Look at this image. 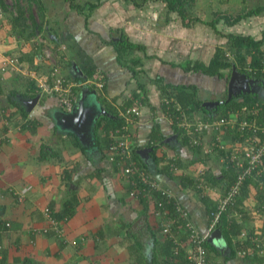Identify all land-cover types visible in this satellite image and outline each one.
<instances>
[{"label": "crops", "instance_id": "1", "mask_svg": "<svg viewBox=\"0 0 264 264\" xmlns=\"http://www.w3.org/2000/svg\"><path fill=\"white\" fill-rule=\"evenodd\" d=\"M161 4L160 11L163 12L164 3ZM261 6H264V0H194L187 5V9L190 15L203 21L223 15L232 18L238 15L246 17L229 26L220 20L217 27L221 25L222 32L217 33L199 22L185 26L174 13L168 18L167 29L163 30L161 29L165 25L152 27L145 22L144 17L136 16L128 20L131 22L127 28L113 37V30L104 28L106 19L109 18L98 10L91 18L86 16V13L69 10L67 4L69 17L64 18L59 26L51 31L49 25L50 30L47 31L45 16L41 17L40 21L34 19L35 23L40 25V30L36 31L37 36L26 37L14 31L9 16H6V11L2 9L0 209L3 213L0 215V221L8 228L5 230L0 227V264H161L163 254L162 247L159 246L165 241V234L158 230L156 245L155 240L150 239L144 241L142 246L140 245L141 248L127 237L126 230L131 227L129 225L146 230V225L142 228L139 226L145 206L140 198L129 195L128 182L119 167L108 160L109 151L105 143L101 144L104 153H100L95 146L94 131L97 119L105 114L109 107L116 109L121 121L107 129V144L110 145L112 138L109 134H118L119 127L124 124V119L120 116L121 111L140 104V114L135 118L129 117V122L132 123L129 124L131 126L128 130V143L132 149H150L149 142L156 144L155 154L163 158L155 166L152 160L147 161L152 165L149 167L150 171L163 187L176 188L173 189L175 196L187 211L190 221L200 233H205L211 220L210 212L215 209L227 188L226 181L221 180L223 176L220 174L228 168L222 164L223 154L210 147L213 143V133L209 124L205 136H195L202 144L199 155H193L187 145L178 143L179 140L166 142L167 138L176 134L171 129L172 118L165 110L168 93L163 97L160 86L169 84L171 86L168 88L172 90L177 84L195 85L198 90L196 98L202 102L204 108H212L211 105L206 106V102L220 104L222 98L227 95L230 75L226 78L209 77L201 72H193L187 67L182 68L192 65L190 47L197 43L196 45L205 47L207 51H210L207 48L216 50L218 47L228 51L225 33L252 35L255 40L261 39L264 34V10L258 15L245 14ZM133 22L141 23L138 24L140 27L137 28L135 37L134 33L133 36L130 34ZM204 27L211 31H205ZM228 27H231L230 30ZM235 28H238V31ZM121 33L129 40L143 45V51L137 49L142 55L134 54L133 57L122 60L120 54L124 50L121 51L116 44ZM38 36L45 40L44 43L38 42ZM60 45L65 46L62 51L64 57L59 62L61 74L69 80L88 82L84 86L75 87L73 107L75 100L80 98L82 89L87 87L94 91L101 109L104 110L94 117L95 121L88 136L81 134L79 128H65L63 124L69 119L65 117L62 121L58 118L57 98L40 92L38 86V80H43L50 68V63L43 54L44 47ZM7 58H16L19 62L18 69L1 70L3 61ZM151 59L156 63L149 62ZM98 74L101 76L102 87L96 91L90 79L97 80ZM263 88L262 85L258 89L259 94L263 93L262 97ZM255 90L257 92V87H252L251 91ZM135 94L137 96H134ZM33 98H36V101L30 103ZM202 114L203 110L200 108L196 117ZM107 115L110 114L107 112ZM155 123L158 128L156 132L151 133ZM104 130L99 127L97 131L102 139ZM221 139L226 142L229 136H221ZM46 146L52 148L56 154H50ZM171 155L182 165V168L175 167L177 174L188 175L197 182L196 188L182 184L177 188L175 180H169L157 172L160 164L164 165L165 161L167 163L172 160ZM219 161L223 166L219 165ZM209 162H217L218 167L211 166ZM204 172L211 173L212 176L217 175V183L205 182ZM179 181L177 178L176 183L179 184ZM200 182L203 184L201 187L198 186ZM247 188L250 190L248 197L242 202L250 216H243L238 206L229 209L224 220V226L229 230L233 220L236 226L240 225L238 238L240 237L241 241L245 240L244 236L248 230L258 232L264 226V215L254 216L255 212L252 213V210L256 209L249 206L251 199L252 202H257L256 188L251 183ZM19 194H22V199ZM46 208L50 209L49 215L45 213ZM149 208L148 226L156 229L161 221L154 216L150 206ZM71 210L73 212L69 213ZM235 239L236 237L233 241ZM180 242L181 240L178 241V247L183 252V262L189 264L187 256L190 254V243L187 240L179 244ZM211 243L219 248L218 250L225 251L209 253L207 264H260L259 261L264 257L261 242L258 243L257 251L249 249L251 254L253 252L249 257L243 254L242 247L236 248L232 255L222 231L221 239ZM154 246L158 247L157 251H154ZM176 248L174 247V251Z\"/></svg>", "mask_w": 264, "mask_h": 264}, {"label": "trees", "instance_id": "2", "mask_svg": "<svg viewBox=\"0 0 264 264\" xmlns=\"http://www.w3.org/2000/svg\"><path fill=\"white\" fill-rule=\"evenodd\" d=\"M18 0H14L16 13L14 15L9 16L10 23L12 24V27L14 31H16L18 34H21L22 36L30 37L31 35H36V31L40 30V25L36 24L33 18L32 13H28L27 17H25L24 10L19 7ZM74 0H64V2H67L69 4V9H75L77 12L84 13L83 9L85 7L84 3H74ZM131 1V0H130ZM154 1V0H132V3H134L137 7H142L144 4ZM164 3V10L163 12L166 15L165 21H168V18L171 17V14L174 13L177 18L180 19V23L185 26H190V24L199 22L202 24L207 25L211 29L215 30L217 33L222 32V30L217 29V24L220 20H222L226 25H233L241 21L246 16L238 15L235 18L228 17V16H222V17H215L212 20L209 21H203L197 16L190 15L187 5L190 3H193L194 0H159ZM28 4L31 5L32 3L40 4L43 0H27ZM101 0H96L95 2L88 3L90 6V9L97 8L101 4ZM87 4V3H86ZM0 7L8 11V4L5 3L4 0H0ZM41 8V7H40ZM44 8V7H43ZM42 8V9H43ZM261 10H264V6L258 7L251 12H246L245 14L252 15L256 14L258 15ZM11 13V12H9ZM40 16L43 18L42 11L40 12ZM27 21H30L31 24H26ZM37 25V26H36ZM32 26V27H31ZM30 29V30H29ZM227 39V49L232 54V59H229L225 55V51L221 48H216L213 56L208 61V63H204L202 61H195L193 65L186 66L189 70H192L193 72H201L204 75H208L209 77L216 76L218 78H222L225 76H228L231 73L232 66H235L236 70L243 74L246 77L252 78L258 83L262 84L264 86V71L262 70L263 65V59H264V34L262 35V38L259 40H255L252 35H241V34H235V33H225L224 34ZM37 36V35H36ZM35 36V37H36ZM116 44L118 45V48L123 50H144L143 45L139 43H135L129 38L121 33L118 36V40L116 41ZM43 45V44H42ZM252 51V53H251ZM64 56V55H63ZM249 68V69H248ZM185 69V68H184ZM157 84H159L157 82ZM160 85V84H159ZM171 85L169 84H161L160 90L163 92V97L167 96L168 93V99H171L170 107H167L165 110L168 111L172 118L171 126L173 129V133L176 134V140L180 145H187L191 151H193V155H199L201 153V145L199 142V139L195 138V136H205L207 134V127H203L201 130H198L196 128V125L198 123L203 124H210L211 133H213L212 138V144L210 145L211 148L216 149L219 153L222 155V164H224V167L226 166L228 169L225 168V170H222L220 175L222 179H225L226 181V189H228L229 185L235 180L236 173L234 170V166L232 163L229 162L227 159L228 154V147L230 144H232L233 141L240 139L239 136V122L242 120V118L247 117V120H250L253 123L254 127H257V131L254 133L251 130H248V133L258 140H262L264 138V97H262V94H259L258 92L254 93H241L236 95L235 97H232L229 101H223L220 102L217 106L212 107L211 109L204 108L202 106V102L196 98V95H198L197 86L195 85H185V84H177L175 85L172 90L168 88ZM264 89V88H263ZM76 90V88L74 89ZM170 90V91H169ZM134 96H137L136 94ZM166 105V104H165ZM136 106V105H132ZM200 108L203 110L202 116L196 117L198 115V110L200 111ZM258 109V110H257ZM248 110H257V113L253 114H247ZM107 112L113 116L107 115ZM235 114V118L231 115ZM107 115V116H106ZM230 118V119H229ZM220 119H225L226 121L220 125L219 127L216 126V124L219 122ZM120 118L116 114V109H113L112 107H109L106 110L105 114H102L97 119L96 127H95V146H97L98 151L100 153L103 152V147L101 146L102 143H105V147L107 148V151H109V144L108 143V137H107V129L112 128L119 124ZM102 127L104 130V139L100 137V135L97 133L98 128ZM158 125L155 123L152 127V132H156ZM225 134V135H224ZM221 136L228 137V141H221ZM152 141V139H151ZM163 142V140H162ZM205 142V141H203ZM170 143V142H169ZM224 144L225 146L220 147V144ZM155 146L156 144H153L152 142L148 143V147H150L149 157L148 160H145V158H142V156L139 153V150H141L139 147L132 149V154L134 159L136 160V163L140 165V167L144 170L151 169L149 168L150 165L147 161L152 160L154 166L162 161V156L158 157L155 154ZM45 147V146H44ZM225 147V148H224ZM47 150L50 152V154H56L52 148L49 146H46ZM214 151H212L213 153ZM115 159H118V156H115ZM170 161V162H169ZM151 162V161H149ZM176 161L168 160L167 163L165 161L164 165H159V169H157V172L162 173L166 178L169 180H175L176 187L180 188L179 185H187L192 186L193 188L197 187V182H194L192 178H190L186 174L179 175L177 174L176 168H182V165L176 162L174 165H171ZM115 164V163H114ZM153 166V167H154ZM117 167V165H116ZM176 167V168H175ZM120 169V168H119ZM205 173V172H204ZM217 176V175H216ZM216 176H212L211 173H205L204 174V181L210 182L211 184H216ZM179 178V184L176 183V179ZM252 184L254 188H256V195L255 199L259 203V205L256 207V211L253 209L252 211L255 212V215H264V158L258 164V166L253 170L252 175L250 177H246L245 180L242 183L240 194L235 198L234 200V207L239 208V212L243 216L249 217L250 213L246 210V208L243 206L244 203L242 202L244 199H247L249 194V188L248 184ZM181 185V186H182ZM128 191L131 189V185L128 183ZM176 189V188H172ZM174 191V190H173ZM152 197L159 198L160 192L151 191ZM142 204L145 206L144 211L141 213V217L139 220V226L142 228L143 225H146V230L140 229L137 226L134 227V225L128 228L127 231V237L131 238L132 241H134V244L141 248L142 243L144 241H149L150 239L155 240L154 244L156 245L157 237H158V230L160 231L162 226L159 224L156 229H152L149 227V201H146L145 197L139 196ZM241 205V206H240ZM151 207V206H150ZM183 207V206H182ZM168 212L170 217L174 218L173 223L170 225V231L169 233H166V239L165 241H162V244L159 247H162L161 252L163 254L161 264H187L186 262H183L182 254L183 252L178 247L177 241H186L189 239V229L186 226V221L188 218H183L180 212H177L176 209L173 207L172 204L167 205ZM184 208V207H183ZM152 210V208H151ZM213 210V209H212ZM211 210V211H212ZM2 209H0V215L3 213L1 212ZM260 211V213H258ZM73 212L71 210L69 213ZM252 212V213H254ZM251 213V214H252ZM227 216V212H223L220 216V219L216 226H220L222 229L223 237L225 241L227 242V246L230 249L231 254L233 255L235 253L236 248L244 249V254L249 257V255H252L254 251H257L258 249V243L261 242L260 239H257V241L254 239L255 236H257L256 231H250L248 230L247 235L244 236V241H241L240 237L238 238V234H240V225L236 226L234 220L232 222L233 225H231L229 229H227L224 226V220ZM263 225H264V220ZM2 221H0L1 223ZM0 227H4L6 230L8 226L4 225L2 222L0 224ZM6 226V227H5ZM142 230V231H141ZM141 231V232H140ZM140 232V233H139ZM260 232L264 233V226L262 229H260ZM236 237V239L233 241V238ZM133 244V243H132ZM141 245V246H140ZM203 245L206 248V256L211 252H223L224 249L218 250L219 248H216L211 242L208 241V239H205L203 241ZM174 247H177L174 251ZM158 248V247H157ZM156 246H154V251H157ZM249 249L253 250L252 254L249 252ZM228 250V249H227ZM225 251V250H224ZM154 253V252H153ZM257 253V252H256ZM157 254V253H155ZM154 254V255H155ZM26 263L28 261H25ZM260 264H264V257L259 261ZM160 264V263H159ZM206 264H207V257H206Z\"/></svg>", "mask_w": 264, "mask_h": 264}, {"label": "built area", "instance_id": "3", "mask_svg": "<svg viewBox=\"0 0 264 264\" xmlns=\"http://www.w3.org/2000/svg\"><path fill=\"white\" fill-rule=\"evenodd\" d=\"M0 12H2L1 7ZM44 41L45 40L43 38L38 36V42L44 43ZM64 50V45L58 46L55 50L50 47H44L43 54L49 61L50 68L47 76H45L43 80H38V86L40 92L54 95L57 98V105L59 109L69 112L73 108L74 88L77 86H84L85 83L88 82L69 80L61 74L59 62L64 57L62 52ZM225 55L229 59H232V54L229 51H225ZM262 61V70L264 71V59ZM18 63L19 62H17L16 58H7L3 61L1 70L6 71L7 69H18ZM100 77V74H98L97 80L94 81L90 79V82L96 91H99L102 87ZM170 101L171 99L165 100L166 107H169ZM139 105L124 108L121 111L120 116L124 119V124L119 127L118 134H109L112 138V142L109 146V154L107 155V158L110 162L113 164L115 163V165L120 168L121 173L131 185V189L128 191L129 195L135 198H138L139 196L145 197L146 201H149L154 216L161 221V232L164 234L169 233L170 225L174 221V218L169 215L167 208L168 204H172L176 211L180 212L183 218H188L186 226L190 231L189 239H187L190 243V254L187 256V259L189 264H206L207 251L203 245V241L207 239L211 232L217 227L216 225L221 214L234 207V200L240 194L243 181L246 177H250V175H252L253 170L264 158V138L262 140H259L258 138L256 141V139L248 133L247 129L255 133L257 131V127H254L253 123L250 120H247V117L242 118L239 122V136L241 138L227 146L230 149L227 159L234 166L236 178L231 185H229L228 189L225 190L224 194H222L223 196L218 200L215 205V209L210 212L211 220L205 233H200V231H198V229L190 221L187 211L182 207L180 200L175 196L174 191L170 187H163L150 169H142L133 157L132 147L128 143V140L130 139L128 130H130L131 126L129 124L132 123L129 122V117L133 116V118H135L140 114ZM257 110H248L247 114H255L257 113ZM231 116L234 118L236 117L235 114H232ZM225 121V119H220L216 126L219 127ZM209 125L198 123L196 128L201 130L203 127H207ZM223 146L225 145H222L221 143L220 147ZM115 156H118V159H115ZM170 158L172 159V162L176 160L173 155H171ZM175 163L176 162L171 165H174ZM202 185L203 184L200 182L198 186L201 187ZM152 190L160 192L161 196L159 198L152 197ZM19 196L20 199H22V194H19ZM45 213L49 215L50 209L46 208ZM256 233L257 236H255L254 239L256 241L257 239H260L262 243L260 244L264 248V233L260 231ZM181 243L182 242L179 244Z\"/></svg>", "mask_w": 264, "mask_h": 264}, {"label": "rangeland", "instance_id": "4", "mask_svg": "<svg viewBox=\"0 0 264 264\" xmlns=\"http://www.w3.org/2000/svg\"><path fill=\"white\" fill-rule=\"evenodd\" d=\"M95 1L96 0H74L73 2L74 3H80V4L84 3L85 7H84L83 11H84V13H86V16H88V17L92 18L93 13H95L98 10V12H102V15H105L107 18H109V19H106L107 21L105 22L104 28H106L108 30L109 29L113 30V32H111L112 37H113V35L114 36L118 35V33L122 29L127 28V25H130V22H131L128 20L130 18L132 19V17H136V16L144 17L145 22L147 24L151 25L152 27H154V26L159 27V26L165 25L162 27L161 30L167 29L166 24H168V22L165 21L164 12L160 11L162 4H161V1H159V0H154L153 2L150 1L146 4H144L142 7L135 6L134 3H132V0L131 1L130 0H101L102 3L97 8L95 7L93 9H90V7H89L90 5L88 3L95 2ZM138 1H141V0H138ZM6 2L9 5L10 11H7L5 14H6V16L11 17V15H14L16 13V11H15L16 8H15V4H14L15 2H14V0H6ZM17 2H18L19 7H21L24 10L25 17H27L28 13L30 12L33 14V18L36 21H40V19H41L40 12L42 11L43 18L45 16L44 21H47V25H48V28H46L47 31H48L50 26H51V31H52V28H54V27L56 28V26H59L61 24V22H63L64 18L69 17V14L67 13L68 9L66 8L68 3L67 2L65 3L64 0H43V2H41V6H40L41 8L39 7L40 4L38 5L36 3H32L31 5H29L27 0H18ZM64 3H65V5H64ZM98 8L101 10H99ZM69 10H75V9H69ZM9 12H11V13H9ZM64 14H65V16H64ZM103 22H104V19H103ZM26 24L28 25L29 22L27 21ZM138 24L141 25V23H138ZM138 24H136V22H133L131 33L129 32L130 34H132V36L134 33V37H135V34L137 32V28L140 27V26H138ZM198 25L201 26V24H198ZM223 25H224V23H223ZM204 28H205V31H207V30L211 31V29H207V27H204ZM217 28L222 30L221 25H219V27H217ZM230 28L228 30H230ZM235 29H236V31H238V28H235ZM51 31H50V35L52 33ZM150 32H152V31H150ZM243 33H245V32H242V34ZM163 38H165V37H163ZM139 41H141V40H139ZM177 41L179 42V40H177ZM196 44H195V46L191 45V47H190L191 50H189V51L191 53V57L193 58V60H196V61L202 60L204 62H208L210 57L215 52V50H213L212 48H207V49H210V51H207L205 47H199V45H196ZM45 47H50L53 50H55V49H57L58 46L57 47L56 46L55 47L45 46ZM198 49H199V52H198ZM121 53L122 54H120V55L122 57V60H125L127 57H133L134 54L142 55L141 52H139V51L137 52V49H134V50H127L126 49ZM251 53H252V51H251ZM149 55L158 56V55H154V54H149ZM162 57H163V54H162ZM193 60H190L191 61L190 63L192 65L195 62ZM149 62L156 63L153 59H151V61H149ZM181 63H183V62H181ZM184 67H186V66H183L182 68H184ZM153 75H154V72H153ZM78 99H79V97L75 100V104L77 103ZM87 108H89L91 111V115H89L87 118L88 123H82L81 122L77 126L79 127L81 134L84 135V133H85L88 136L89 133L91 132L92 125L95 121L94 117L97 115L98 112L101 111V105L98 102V97L96 96V94L94 93V91L92 89H85L84 90L81 104L79 106H77L76 112H77V114H80L83 109L85 110ZM73 110H75V109H73ZM56 112H58L57 116L62 121L64 119V117H63L64 114L69 113V112L62 111L61 109H59V111H56ZM75 119H77V117ZM213 155H214V153H213ZM209 163L211 166L218 167L217 162H215L213 164L211 162H209ZM219 165H221L220 161H219ZM221 166H223V165H221ZM252 201L253 200L251 199L249 206L256 209V207L259 205V203L258 202L255 203ZM252 212H254V211H252Z\"/></svg>", "mask_w": 264, "mask_h": 264}, {"label": "water", "instance_id": "5", "mask_svg": "<svg viewBox=\"0 0 264 264\" xmlns=\"http://www.w3.org/2000/svg\"><path fill=\"white\" fill-rule=\"evenodd\" d=\"M244 78H246V76H244L243 74H240L236 70L235 66H232L231 73H230V76H229V79H228V83H227V100L226 101H228L232 97V95L236 94L235 93L236 91L240 92V91H244L246 88H248V85H244V83H243L244 80H245ZM85 89H88V88L84 87V89H82L80 98H79V100L77 101V103L75 104V106L73 108L75 110H73L69 114H65V116H63L64 119H65V117H66V119H69L68 122L63 124L64 127L67 128V129L77 130L79 128L77 125L80 124L81 122L82 123H87V121H88L87 118H88L89 115H91V111H90L89 108H87L85 110L83 109L80 114H77V112H76L77 106H79L81 104V101H82V98H83V93H84ZM34 101H36V98H33L32 101H29V102L30 103H34ZM28 105H30V104H28ZM205 105L206 106H208V105L216 106V105H218V103L217 102H206ZM100 112H104V110L101 109ZM76 117H77V119H75ZM172 139L176 140V135H173V136L167 138L166 142H169ZM149 152H150L149 148H144V149L139 150V153L142 156V158H148L149 157ZM220 239H221V230H220L219 227H217L209 235L208 241L212 242L213 240L217 241V240H220Z\"/></svg>", "mask_w": 264, "mask_h": 264}, {"label": "clouds", "instance_id": "6", "mask_svg": "<svg viewBox=\"0 0 264 264\" xmlns=\"http://www.w3.org/2000/svg\"><path fill=\"white\" fill-rule=\"evenodd\" d=\"M229 75H230V74H229ZM228 78H229V77H228ZM246 78H247V79H246ZM246 78H244V79H245V81H246V83H247V85H248V89H249V90H248L247 88H246V89L244 88V89H245L244 91H240V92H237V91H236V92H235L236 94L232 95V97H235L236 95L241 94V93H254V92L256 93V90H255L254 92L251 91L252 87H254V86H250V85H249L250 83H253L252 85H254V84L256 85V87H257V92H258V89L261 88L262 84L258 83L257 81H255V80L252 79V78H249V77H246ZM232 97H231V98H232ZM231 98H230V99H231ZM230 99H229V100H230ZM226 100H227V95H226L225 97L222 98V101H221V102L226 101ZM229 100H228V101H229ZM212 107H214V106H212ZM69 112H70V111H69ZM235 141H236V140H235ZM233 142H234V141H233ZM210 150H213V149H210ZM229 150H230V149H228V153H229ZM227 155H228V154H227ZM216 228H217V227H216ZM208 237H209V236H208ZM207 239H208V238H207Z\"/></svg>", "mask_w": 264, "mask_h": 264}, {"label": "flooded vegetation", "instance_id": "7", "mask_svg": "<svg viewBox=\"0 0 264 264\" xmlns=\"http://www.w3.org/2000/svg\"><path fill=\"white\" fill-rule=\"evenodd\" d=\"M244 85H247V83H246V81L244 80ZM240 84V83H239ZM250 86H256L255 84L254 85H252V84H249Z\"/></svg>", "mask_w": 264, "mask_h": 264}]
</instances>
